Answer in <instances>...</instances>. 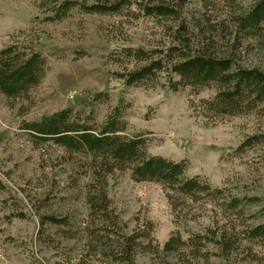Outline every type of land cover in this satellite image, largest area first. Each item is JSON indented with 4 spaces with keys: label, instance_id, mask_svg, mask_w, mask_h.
Wrapping results in <instances>:
<instances>
[{
    "label": "rangeland",
    "instance_id": "rangeland-1",
    "mask_svg": "<svg viewBox=\"0 0 264 264\" xmlns=\"http://www.w3.org/2000/svg\"><path fill=\"white\" fill-rule=\"evenodd\" d=\"M65 1L0 0V52L18 47L44 60L42 76L25 98L0 94V264H116L107 249H93L103 225L90 218L87 204L96 184L106 186L121 222L114 233L140 237L134 264H264V242L241 237V225L258 224L264 215V109L215 125L192 108L214 97V89L173 92L163 73L154 82L127 86L118 75L136 64L126 51L166 52L178 22L77 8L49 21ZM253 3L186 0L183 19L193 33L192 48L212 41L210 53L264 72V29L261 36L236 39L234 20ZM117 108L122 137L142 136L149 155L186 162L188 178L243 200L244 218L235 220L213 196L196 202L164 185L137 183L131 170H116L99 184L84 152L38 141L26 130L68 112L69 121L98 133ZM250 199L262 202L249 205ZM171 239L183 244L164 251Z\"/></svg>",
    "mask_w": 264,
    "mask_h": 264
},
{
    "label": "trees",
    "instance_id": "trees-1",
    "mask_svg": "<svg viewBox=\"0 0 264 264\" xmlns=\"http://www.w3.org/2000/svg\"><path fill=\"white\" fill-rule=\"evenodd\" d=\"M185 5L186 0H66L54 17L48 20H60L77 8L100 16H127L134 20L146 18L158 23L178 22L174 43L166 52L142 48L127 50L126 58L133 61L136 67L118 75L119 78L127 86H133L154 82L163 73L167 76V86L173 92L178 87H189L194 95H198L202 90L214 89V97L193 102L192 108L215 125L228 117L246 116L264 109V72L239 67L229 55L216 56L210 53L212 41L193 49L190 38L193 33L183 19ZM234 24L238 41L240 34L247 38L261 36L264 29V0H254L249 11L236 18ZM43 66L44 60L37 53L29 54L27 49L18 47L4 49L0 52V94L11 101L25 98L29 90L38 84ZM174 77H178L179 81L176 82ZM26 130L38 141H53L67 150L84 152L91 159V168L99 184H106L108 175L116 170H131L132 179L137 183L164 185L196 202L202 196H213L212 200L221 201L225 212L234 216L235 220L244 218L243 200L229 196L226 189H212L199 177L188 178L186 162H174L149 155L142 136L122 137L124 127L122 113L118 108L98 133L91 127H81L69 121L68 112L46 118L38 125L28 126ZM251 142L248 141L245 146ZM248 202L250 205L262 200L250 199ZM87 204L90 207V218L103 224L96 231V236L93 233L96 240L93 249H107L104 254L116 264H134L136 252L142 247L140 237L134 234L119 237L114 233L115 228H120L121 222L111 210L106 186H93L87 196ZM241 226L242 238L248 242H264V215L258 224ZM223 240L225 239L220 238L219 243L223 244ZM181 244L180 239H171L165 244L164 251ZM231 246L226 243L223 248L229 250Z\"/></svg>",
    "mask_w": 264,
    "mask_h": 264
}]
</instances>
